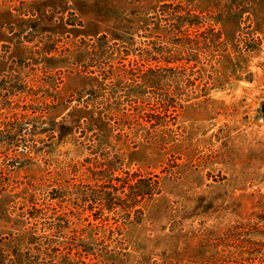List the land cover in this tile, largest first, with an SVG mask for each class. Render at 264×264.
Masks as SVG:
<instances>
[{
    "label": "rangeland",
    "instance_id": "374dc122",
    "mask_svg": "<svg viewBox=\"0 0 264 264\" xmlns=\"http://www.w3.org/2000/svg\"><path fill=\"white\" fill-rule=\"evenodd\" d=\"M0 264H264V0H0Z\"/></svg>",
    "mask_w": 264,
    "mask_h": 264
},
{
    "label": "trees",
    "instance_id": "16d2710c",
    "mask_svg": "<svg viewBox=\"0 0 264 264\" xmlns=\"http://www.w3.org/2000/svg\"><path fill=\"white\" fill-rule=\"evenodd\" d=\"M109 203H110V204H109V207L112 208L113 205H114V203L111 202V201H109ZM226 238H227V239H231V238H232V233L227 234ZM257 245L259 246V245H261V244H257ZM261 246H262V245H261ZM258 250H259V249H258ZM258 250L253 249V251H248L247 253H248L249 255H252L253 253H258Z\"/></svg>",
    "mask_w": 264,
    "mask_h": 264
}]
</instances>
